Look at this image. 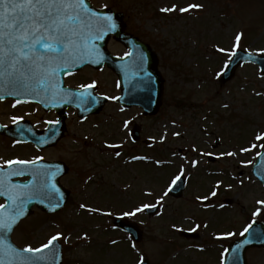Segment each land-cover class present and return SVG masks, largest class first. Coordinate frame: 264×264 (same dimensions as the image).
<instances>
[{
	"label": "rangeland",
	"instance_id": "obj_1",
	"mask_svg": "<svg viewBox=\"0 0 264 264\" xmlns=\"http://www.w3.org/2000/svg\"><path fill=\"white\" fill-rule=\"evenodd\" d=\"M92 1L99 8L107 5L124 13L128 32L142 36L152 44L160 57L165 93L163 106L155 118L142 119L132 111L130 120L128 114L122 116L111 107L105 110L98 122L94 121L100 125L95 130L90 121L81 129L72 124L77 139L85 148L94 145L91 141L85 142L86 136L91 140L92 135H100L107 137L106 142H121L122 149L125 143L122 124L124 121L132 122L130 128H142L139 144L144 145L132 151L128 149V155L146 154L152 159L151 165L128 164L125 156L112 158V152L106 153L101 158L102 163L94 165L99 166L96 167L99 173L97 181L105 186L107 193L103 197L100 190L93 189L95 197L91 203L102 205L104 199L103 208L111 205L118 214L143 204L159 203L162 214L148 223L147 218H141L144 239L136 250L129 248L130 243L125 236L120 244L110 246L111 239L115 240L113 234L112 237L105 233L102 235L96 228L99 223L89 229L90 217L83 213L85 217L78 218L70 209L55 218V226L61 230L49 223L41 212H34L15 230L14 242L20 247H38L57 231H62L69 234L67 264H135L141 258L151 264H218L227 242L220 241L222 243L218 245L207 233L239 231L251 218L264 221V204L258 203L264 201V188L251 174L257 148L254 152L241 151L264 143L263 140L258 144L256 139L257 135L264 133V78L256 67L245 66L226 85L219 83L237 33H243L239 47L264 54V0ZM189 4H201L203 7L186 15H179L180 12L176 11L166 16L161 11L173 5L187 7ZM219 48L228 52H220ZM111 50L115 53L123 51L113 44ZM84 81L87 79L82 78ZM0 112L5 115L2 108ZM135 114L138 117L134 119ZM73 147L76 149L80 144L74 143ZM7 149L8 153L0 148V155L13 159L16 154ZM101 152L102 149L92 154L99 156ZM228 152L235 155H222ZM18 153L22 154V151L18 150ZM66 156L71 161L72 152L68 151ZM210 156L214 157L213 162H209ZM193 161H198L195 167ZM181 169L187 178L184 196L180 199L166 196L161 200L167 186ZM83 170L87 173L94 169ZM78 172L74 167L72 176L80 182L83 175L81 172L78 175ZM215 190L217 194L212 196ZM112 195L115 196L111 198ZM226 200H230L229 208ZM204 201H208L213 210L207 212L202 209ZM221 205L226 210L218 211ZM212 213L217 214L209 216ZM191 216L198 224L207 223L209 228H206L207 233L200 230L197 240L186 241L176 230L181 229L180 226L190 230L194 223L185 219ZM37 224L43 226L35 230ZM249 264H264V251L252 252Z\"/></svg>",
	"mask_w": 264,
	"mask_h": 264
},
{
	"label": "snow or ice",
	"instance_id": "obj_2",
	"mask_svg": "<svg viewBox=\"0 0 264 264\" xmlns=\"http://www.w3.org/2000/svg\"><path fill=\"white\" fill-rule=\"evenodd\" d=\"M202 7L201 4H189L187 7L173 5L162 8L161 11L187 13ZM116 28L117 24L111 15H101L89 8L86 0H0V92L7 90L8 95L19 93L40 95L51 91L55 98L63 91L59 88V81L56 79L58 73L65 71L71 74V67L83 61L85 56H95L96 59L93 62L99 63L102 57L93 41L102 40L108 32H112ZM242 36L243 33L236 34L232 51L228 52L224 48H219L218 51L228 52L229 60L236 57L235 49L239 48ZM94 87H96L95 82L81 84L82 91L73 93L69 90L66 95L78 96L82 102L85 99H90V102L94 104L96 98L87 91ZM20 102L17 100V103ZM15 106L13 105V107ZM12 119L14 122H18L16 117ZM55 123H59V121ZM256 139L264 140V135H257ZM108 147H113V145H108ZM252 147L255 148L256 145H252ZM260 147H264V144H261ZM241 151L247 152L250 149L244 148ZM119 154L116 153V155ZM201 155H212V153H201ZM222 155L233 156L235 153L228 152ZM40 159L42 158L5 161L9 167L12 165L24 166L14 168L9 173H4L3 166L0 165V175L23 176L26 172H30L34 178L32 184H11L0 179V196L8 197L15 211L14 215L0 213V233L12 230L17 219L24 215V205L32 196L45 194L50 197L51 192L58 191L55 185L50 183L54 173L49 174L45 170L27 168L30 165L35 166ZM133 159L146 158L133 157ZM197 163L198 161H193V167ZM183 175L184 171L181 169L180 174L172 179L171 185L174 186L178 181H181ZM36 177H46V179L37 183ZM169 191H171V187L163 193L160 199L163 200L168 196ZM147 194L151 195V193ZM216 194L215 191L212 192V196ZM258 203L264 204V201H258ZM221 206L223 207V205ZM5 207V204H0V209H5ZM80 207L84 208L85 205ZM151 207L154 205L143 204L124 215L135 216ZM88 210L97 211V209ZM199 227L200 225H197L191 231H196ZM251 227L252 225H249L245 228L244 233H247ZM59 239L60 234L53 235L47 243L40 247L28 246L22 251L5 243L3 254L8 257L7 264H12V261L17 259L21 264H39L40 261L46 259L40 254L51 248L54 242ZM3 240L4 237L0 235V242ZM133 247L135 248V245ZM225 251L227 252V250ZM0 264H5V260L0 259ZM140 264H143V258H141Z\"/></svg>",
	"mask_w": 264,
	"mask_h": 264
},
{
	"label": "water",
	"instance_id": "obj_3",
	"mask_svg": "<svg viewBox=\"0 0 264 264\" xmlns=\"http://www.w3.org/2000/svg\"><path fill=\"white\" fill-rule=\"evenodd\" d=\"M87 5L89 8L93 9L90 4L87 3ZM100 14L101 15H111L117 24V28L112 32H108L104 36L102 41H99L100 42L99 47L102 50L105 49L104 46L106 44V41L108 40V37L111 34H115V38L117 40H120L121 42H123L127 46L131 47L132 41H130L128 39V37L125 35L124 27H123L122 21L120 19L121 16L117 15L111 11L110 12H100ZM92 62H93V60H89V63H92ZM244 62H253L255 64H258L261 68V71L264 74V57H254V56H248V55H244V54H237V56L235 57L233 64L231 65L230 69L224 75L225 80H223V81H226L227 79L232 77L234 75L235 69L239 65L243 64ZM125 63L126 62L123 61V63H121V64L124 65ZM107 64L110 67L115 68L117 71H119V69L116 68L117 61L115 59H113L112 57H110V56L108 57ZM143 73L145 74L144 76H146V79L145 78H138V79L139 80H146V82L144 83V85L146 87H145V90H141L140 94L138 95V101H136V102L138 105H141L146 110V114L155 115V114H157V112L161 106V99H162V92L163 91H162V85H161L160 77H159L158 73L156 72L154 57H153V59H151L149 61L148 65H147L146 73L145 72H143ZM127 93L129 94L128 89H127ZM254 175L264 184V152L259 156L258 161L254 167ZM183 190H184V181H181L180 184L176 187L174 195L176 197L181 196L183 193ZM6 198L8 199V197H6ZM8 201H9V205H7L5 207V209H3L4 211L1 213H8L10 215H14L15 214L14 206L13 205L10 206L11 201L10 200H8ZM34 203H35V199L34 200L30 199V200L26 201V203L24 205V215L20 216L17 219V222L13 225L12 230L8 231L6 233H0V235H2L4 237L3 242H0V259H4L5 264H7L8 257L4 256V254H3V246L6 243L7 245H10L11 247H13L12 242H11V235L14 231V228L18 225V223L22 219H24L26 216H28V214H30L31 208L34 205ZM45 208H47V207H45ZM130 229L131 228H129L127 230L132 232V229L131 230ZM254 247H261V248L264 247V225L261 223L254 225L246 233V235L242 239L236 241L235 243H233L230 246L224 264H247L246 253L249 249L254 248ZM13 248H15V247H13ZM44 254H45V252L41 253L40 255L44 256ZM25 255H31V254H25ZM41 262L42 261H40L39 263H41ZM12 264H21V262L17 259V260H13ZM56 264H61V253L60 252L57 254Z\"/></svg>",
	"mask_w": 264,
	"mask_h": 264
},
{
	"label": "flooded vegetation",
	"instance_id": "obj_4",
	"mask_svg": "<svg viewBox=\"0 0 264 264\" xmlns=\"http://www.w3.org/2000/svg\"><path fill=\"white\" fill-rule=\"evenodd\" d=\"M67 181L72 182V177L70 175L67 177Z\"/></svg>",
	"mask_w": 264,
	"mask_h": 264
}]
</instances>
